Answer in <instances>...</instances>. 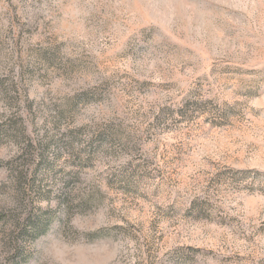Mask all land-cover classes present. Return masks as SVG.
Here are the masks:
<instances>
[{"label": "rangeland", "instance_id": "374dc122", "mask_svg": "<svg viewBox=\"0 0 264 264\" xmlns=\"http://www.w3.org/2000/svg\"><path fill=\"white\" fill-rule=\"evenodd\" d=\"M0 264H264V0H0Z\"/></svg>", "mask_w": 264, "mask_h": 264}]
</instances>
